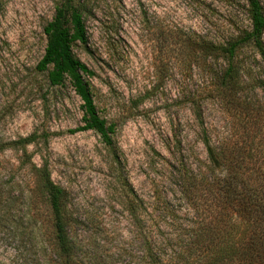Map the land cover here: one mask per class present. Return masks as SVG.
Here are the masks:
<instances>
[{
	"label": "rangeland",
	"instance_id": "374dc122",
	"mask_svg": "<svg viewBox=\"0 0 264 264\" xmlns=\"http://www.w3.org/2000/svg\"><path fill=\"white\" fill-rule=\"evenodd\" d=\"M65 1L0 0V264L57 261L32 170L43 165L66 193L75 264H142L130 200L140 219L148 209L155 238L172 239L215 205L201 192L196 201L181 195L184 176L220 174L204 136L216 152L261 144L264 153L256 129L264 128L263 64L243 47L240 90H223L225 61L209 49L249 29L246 0H70L86 31L72 53L92 72L95 108L114 126L111 146L75 131L82 102L68 82L50 86L47 71L36 70L43 28Z\"/></svg>",
	"mask_w": 264,
	"mask_h": 264
},
{
	"label": "trees",
	"instance_id": "16d2710c",
	"mask_svg": "<svg viewBox=\"0 0 264 264\" xmlns=\"http://www.w3.org/2000/svg\"><path fill=\"white\" fill-rule=\"evenodd\" d=\"M246 14L250 25L247 31L224 46L209 47L225 61L219 76L223 90H240L241 70L237 56L243 47L252 48L264 66V10L260 0H246ZM43 35L46 43L36 70L47 71L50 86L68 82L82 102L83 125L75 131H93L106 146H111L114 126L107 124L95 108L86 79L92 72L72 53L75 43H86L82 13L66 0L55 8L51 21L43 28ZM251 115L258 117V113ZM256 129L262 136L264 128ZM33 141L34 135H31L21 142L25 145ZM202 143L209 166L220 170V174L208 180L201 178V181L192 174L189 178L184 176L188 188L181 190V195L191 201L198 200L199 192L202 197H210L215 205L208 214H197L192 226H179V232L172 239L155 238L148 226V209L142 208L143 219H140L132 201L127 204L128 213L140 234L142 264H264V153L261 147L259 149L261 144L255 148L242 145L230 152H216L206 136ZM32 170L51 214L55 264H75V245L67 230L66 193L52 182L46 166ZM165 210L161 216L167 215Z\"/></svg>",
	"mask_w": 264,
	"mask_h": 264
}]
</instances>
